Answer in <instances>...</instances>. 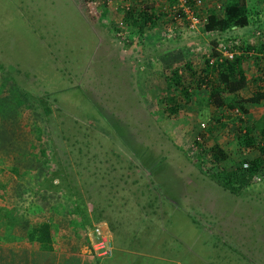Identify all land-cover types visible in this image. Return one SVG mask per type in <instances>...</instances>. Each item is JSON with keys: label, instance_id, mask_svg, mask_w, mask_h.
Returning <instances> with one entry per match:
<instances>
[{"label": "rangeland", "instance_id": "1", "mask_svg": "<svg viewBox=\"0 0 264 264\" xmlns=\"http://www.w3.org/2000/svg\"><path fill=\"white\" fill-rule=\"evenodd\" d=\"M99 1L0 0V235L47 222L54 242L91 255L99 225L122 264H264V165L231 189L214 179L258 155L239 141L264 101L218 109L182 66L198 73L206 49L232 40L248 74L264 75V0H246L242 28L180 22L171 36L172 0Z\"/></svg>", "mask_w": 264, "mask_h": 264}, {"label": "trees", "instance_id": "2", "mask_svg": "<svg viewBox=\"0 0 264 264\" xmlns=\"http://www.w3.org/2000/svg\"><path fill=\"white\" fill-rule=\"evenodd\" d=\"M189 6L193 5V0H185ZM209 0H205L201 6L204 13L200 14L199 10L196 13L197 17L201 20L203 16H205L204 21L199 26V29L203 33H210V32H222L227 29L242 28L248 24L249 19V7L247 5L246 0H225L224 5L220 10H215L214 8H207L206 12L204 10V6L208 3ZM105 1H99V3H104ZM172 1L170 2V4ZM169 4V5H170ZM211 4V3H210ZM145 5H141V8L144 9ZM211 7V6H210ZM142 11L138 9V12ZM144 14V11H143ZM145 17L149 20L150 15L144 14ZM132 13L129 10H126L125 17H131ZM241 47V46H240ZM239 47V49H240ZM247 49H251L250 46ZM256 49V47H253ZM264 49V40L259 41L258 44V52ZM215 54V50L212 51L210 54L213 56ZM242 55H235L231 60H222L221 62H215L209 64L205 57L202 58L201 67L198 68V73H195L193 68L190 65V62L186 61L182 66L184 70L187 71L189 77L197 76L195 79L196 85L204 84L208 86L209 93H208V102L217 106V108H221V105H226V109L230 113H246L247 106L246 104L250 105H258L262 101H264V75L258 78L260 84L258 85L257 89L253 91L250 96L242 97L237 96L236 92L240 90L242 87L245 86L246 80L243 75V70L241 68L242 63ZM262 72V70L260 69ZM179 74H175L172 76V84L177 85L179 80ZM203 85V86H204ZM180 95L188 96L189 86H181L179 88ZM232 93L236 97L234 100H230L228 102H224L220 97L219 93ZM43 103V102H41ZM215 106V108H216ZM44 109H47L46 106H43ZM223 107V106H222ZM169 112H175V106H167L166 108ZM47 111V110H46ZM222 113V112H221ZM195 141V140H194ZM244 146H250L258 151V155L250 160L245 159L243 163L247 164L246 168L237 167L232 171L226 172H219V175L214 176V179L220 183L223 187L231 189L233 183H238V185H242V183H246L252 175L256 172H259L264 165V110L255 119V122H252L250 126L246 124L243 126V130L241 132V140L239 141ZM195 144H198L195 141ZM211 157L216 161H221L225 154L217 146V144H213L210 148ZM242 163V164H243ZM241 164V165H242ZM235 181V182H234ZM51 230L50 224L47 222H41L38 224H33L27 230V238L28 240H34L40 243L42 248L44 249H51L50 242H51ZM98 259L94 256H91V261L89 264H97Z\"/></svg>", "mask_w": 264, "mask_h": 264}, {"label": "crops", "instance_id": "3", "mask_svg": "<svg viewBox=\"0 0 264 264\" xmlns=\"http://www.w3.org/2000/svg\"><path fill=\"white\" fill-rule=\"evenodd\" d=\"M107 1L109 2V0ZM106 2L104 3L106 4ZM256 57L260 59L259 56ZM241 68L243 70L246 83L244 87L237 91L236 94L241 96L242 90L245 89L246 92L249 91V95H247L250 96V92L252 93L253 90L255 91L260 84V82L256 81L259 76L251 77L250 74H248V71H246L244 63H241ZM251 72L252 70L250 73ZM252 79L256 80L254 81ZM243 97L246 96L244 95ZM248 154L251 156L254 153L253 151H250ZM253 157L256 156L253 155ZM8 218L9 219H6L9 223V221H11L9 215ZM6 219L5 222L7 223ZM12 229V233H8L7 231L0 235V264H89V261H91V255L85 254V251L82 252L77 250L73 244H57L51 237V249L47 250L42 248L39 242L28 240L26 232L27 230L24 231L23 234L19 233L16 235L15 229ZM136 256L138 255L136 254ZM121 258V261H119V254L117 253L116 247L113 246L111 256L103 260H98L97 264H122L124 258L123 256Z\"/></svg>", "mask_w": 264, "mask_h": 264}, {"label": "built area", "instance_id": "4", "mask_svg": "<svg viewBox=\"0 0 264 264\" xmlns=\"http://www.w3.org/2000/svg\"><path fill=\"white\" fill-rule=\"evenodd\" d=\"M205 0H193V5L189 6L185 0H172V3L167 6H163V10H167L169 13V19L172 24L167 26V36L175 34L177 30L176 26L185 22L188 30H197L201 23L204 21L205 16L200 20L196 13L199 12L201 6ZM181 22V23H180ZM176 30V31H175ZM259 32H255V35H258ZM218 42L211 49H206L204 57L207 59L209 64L215 62H221L222 60H231L235 55L242 54V51L237 50L241 45L237 41H224ZM220 41V42H219ZM240 45V46H239ZM215 50V54L211 56L212 51ZM257 55L260 59H264V49L261 50ZM232 114H237L236 112ZM201 127H204V124H201ZM195 141H200L199 136L195 137ZM247 164L243 163L242 168H246ZM87 241L89 245V252L95 258H108L112 254L113 244L112 238L105 229L100 228L99 225L93 226L89 233L87 234Z\"/></svg>", "mask_w": 264, "mask_h": 264}]
</instances>
